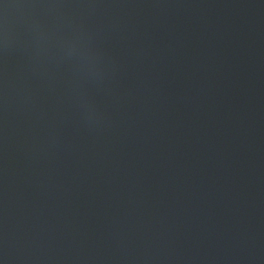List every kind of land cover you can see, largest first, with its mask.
<instances>
[{
    "label": "water",
    "instance_id": "water-1",
    "mask_svg": "<svg viewBox=\"0 0 264 264\" xmlns=\"http://www.w3.org/2000/svg\"><path fill=\"white\" fill-rule=\"evenodd\" d=\"M0 264H264V0H0Z\"/></svg>",
    "mask_w": 264,
    "mask_h": 264
}]
</instances>
